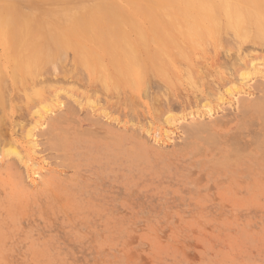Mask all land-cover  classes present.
<instances>
[{
    "label": "rangeland",
    "instance_id": "374dc122",
    "mask_svg": "<svg viewBox=\"0 0 264 264\" xmlns=\"http://www.w3.org/2000/svg\"><path fill=\"white\" fill-rule=\"evenodd\" d=\"M127 1L0 0V32L8 45L0 33L1 60L25 29L33 32L29 45L39 34L37 45L45 35L59 34L67 47L57 39L60 52L50 43L54 54L45 53L51 52L52 62L36 80L38 93L32 92L38 82H18L15 89L10 79L6 83L9 99L0 103V264H264V40L250 44L248 38L243 45L221 19L222 31H210V45L197 44L177 6L184 0H139L141 9ZM74 10L80 12L75 16ZM27 14L41 22L38 30L25 27ZM126 32L141 46L139 85L109 64L108 43ZM78 50L92 56L94 68L79 65ZM160 50L165 72L157 68L154 51ZM102 63L107 80L96 71Z\"/></svg>",
    "mask_w": 264,
    "mask_h": 264
},
{
    "label": "bare ground",
    "instance_id": "6f19581e",
    "mask_svg": "<svg viewBox=\"0 0 264 264\" xmlns=\"http://www.w3.org/2000/svg\"><path fill=\"white\" fill-rule=\"evenodd\" d=\"M124 1V0H123ZM125 1H127V0H125ZM172 1V0H171ZM170 1V2H171ZM178 1H180V0H178ZM183 1V0H182ZM108 2V1H107ZM116 2H117V0H116ZM144 2H146V1H144ZM175 2H177V0H175ZM184 3H180V2H178L177 3V6H178V8H179V10L181 11V12H184V16H185V18H186V20H187V23H188V25L190 26V31L191 30H193L194 31V33L196 34V35H194V41H196V43L198 44V42L199 41H203L204 42V40H206V41H208V43H209V39H212V36L213 35H211V32L210 31H213L214 32V34L220 29L221 30V28H222V26L220 25L221 23H220V21H221V19H224L225 21V23H226V26H227V28L228 27H232L231 29H233L234 31H235V33L237 34V36L239 37V38H241V40L242 39H244L243 40V45L245 44L244 42L246 41V43H249L248 41H250V40H248L247 41V39L248 38H252V40L253 39H256L257 40V38H258V41L259 40H261V41H263L264 40V0H184L183 1ZM120 3H122L123 4V6L125 7V2L123 3L122 1L120 2ZM119 3V4H120ZM132 3H135V4H137V8H139V9H141L142 7H141V3H140V1L139 0H132ZM149 3V2H148ZM152 3V2H151ZM150 3V4H151ZM154 3V2H153ZM158 3V2H157ZM168 3V2H167ZM116 4V3H115ZM114 4V5H115ZM121 4V5H122ZM126 4H128V1H127V3ZM130 4H131V2H130ZM176 4V3H175ZM94 5H98V4H94ZM121 5H120V7H121ZM132 5H134V4H132ZM129 6V5H128ZM128 6L126 5V7H127V9H128ZM136 6V5H135ZM151 6H152V4H151ZM176 6V5H175ZM22 7V6H21ZM97 7V6H96ZM101 7V6H100ZM107 7V6H106ZM111 8H112V5L110 6ZM110 7H109V9H110ZM145 7L147 8V6L145 5ZM150 7V6H149ZM154 7V6H153ZM93 8H95L94 6H93ZM102 8V7H101ZM132 8V7H131ZM156 8V7H155ZM11 9V8H10ZM115 9V8H114ZM113 9V10H114ZM145 9V8H144ZM150 9H152V8H150ZM157 9H158V6H157V8H156V12H159V11H157ZM164 9V8H163ZM7 10V9H6ZM40 10V9H39ZM119 10V9H118ZM125 10H126V8H125ZM131 10V9H130ZM173 11H174V9H172ZM25 11V10H24ZM30 11V10H29ZM34 11V10H33ZM35 11H37V10H35ZM50 11V10H49ZM73 11V10H72ZM115 11V10H114ZM121 11V10H120ZM155 11V10H154ZM153 11V13H155ZM162 11V10H161ZM31 12V11H30ZM77 13H79L80 12V10H79V12L78 11H76ZM76 12H75V10H74V15L76 14ZM107 12V11H106ZM122 12V11H121ZM124 12H126V11H124ZM143 12V11H142ZM141 12V13H142ZM170 12V11H169ZM175 12V11H174ZM90 13H91V11H90ZM94 13L96 14V12H95V10H94ZM130 13L132 14V12L130 11ZM147 13V12H146ZM145 13V14H146ZM52 14V13H51ZM50 14V15H51ZM56 14V13H55ZM84 14V13H83ZM122 14V13H121ZM133 14H134V12H133ZM152 14V13H151ZM151 14H150V16H151ZM156 14L157 13H155V16H156ZM159 14V13H158ZM163 14V13H162ZM168 14V13H167ZM171 14V13H170ZM181 14H183V13H181ZM23 16H25L24 14H22ZM34 15V14H33ZM38 15V14H37ZM148 15H149V12H148ZM160 15V14H159ZM169 15V14H168ZM8 16V15H7ZM22 16V17H23ZM27 16H28V14L26 15V17H24V18H27ZM32 16V15H31ZM76 16V15H75ZM107 16V15H106ZM128 16V15H127ZM133 16V15H132ZM170 16V15H169ZM183 16V15H182ZM28 17H30V15L28 16ZM34 17V16H33ZM39 17V16H38ZM44 17H46L45 15H43V19H44ZM59 17H61V16H59ZM74 17V16H73ZM73 17H72V19H73ZM113 17V16H112ZM115 17V16H114ZM126 17V16H125ZM130 17V16H129ZM134 17V16H133ZM132 17V19L133 20H137V18H133ZM147 17V16H146ZM149 17V16H148ZM161 17H163V15H161ZM176 17H177V15H176ZM1 18V17H0ZM48 18V17H47ZM69 18V17H68ZM91 18V17H90ZM111 18V17H110ZM150 18V17H149ZM159 18V20L161 19V21H162V19H164L165 18V16H164V18H160V17H158ZM158 18H157V20H158ZM170 18V17H169ZM169 18H168V20H167V22L169 21ZM23 19V18H22ZM28 19V18H27ZM30 19H32V18H30ZM30 19H28V20H26L25 19V27H34V29H36L37 28V30H38V27L39 26H41V22L39 23L38 21H36V20H34V19H32V23L31 22H29V21H31ZM39 19V18H38ZM57 19V18H56ZM75 19V18H74ZM113 19V18H112ZM127 19H128V17H127ZM151 19H153V17L151 18ZM172 19V18H171ZM178 19H180V18H178ZM183 19V18H182ZM181 19V20H182ZM24 20V19H23ZM40 20V19H39ZM50 20H52V19H50ZM57 20H60V19H57ZM96 20V19H95ZM103 20V19H102ZM117 20V19H116ZM141 20V19H140ZM148 20V19H147ZM165 20V19H164ZM53 21V20H52ZM61 21H63V19L61 20ZM66 21V20H65ZM84 21V24H86V27H88V26H90V27H92V25H93V21L91 20V19H84L83 20ZM97 21V20H96ZM100 21V20H99ZM104 21V20H103ZM107 21V20H106ZM128 21V20H127ZM153 21H154V19H153ZM166 21V20H165ZM176 21V20H175ZM60 22V21H59ZM69 22V21H68ZM70 22H71V19H70ZM101 22V21H100ZM136 22V21H135ZM142 22V21H141ZM149 22V21H148ZM160 22V21H159ZM158 22V23H159ZM171 22V21H170ZM224 22H222V23H224ZM13 23V22H12ZM28 24V26H26L27 24ZM31 23V24H30ZM54 23V21L52 22V24ZM62 23V22H61ZM169 23V22H168ZM33 24V25H32ZM43 24V23H42ZM44 24H46L45 23V21H44ZM48 24H50V23H48ZM55 24V23H54ZM53 24V25H54ZM58 24V23H57ZM57 24H55V26H57ZM71 24V23H70ZM131 24V23H130ZM141 24V23H140ZM140 24H138V26H143V23H142V25H140ZM145 24V23H144ZM156 24V23H155ZM163 24V23H162ZM161 24V25H162ZM182 24V23H181ZM29 25H31V26H29ZM51 25V24H50ZM58 25H60V24H58ZM81 25V24H80ZM120 25V24H119ZM177 25V24H176ZM121 26V25H120ZM132 26H134V25H132ZM148 26V25H147ZM154 26V24L152 25V27ZM160 26V25H159ZM158 26V27H159ZM164 26H165V24H164ZM178 26V25H177ZM203 26H209V27H203ZM1 27V26H0ZM47 27V26H46ZM49 27H53L52 25L51 26H49ZM48 27V28H49ZM59 27V26H58ZM83 27V26H82ZM100 27H102V26H100ZM145 27V26H144ZM150 27V26H149ZM149 27H147V28H149ZM151 27V28H152ZM161 27H163V26H161ZM166 27V29H167V27L168 26H165ZM181 27V26H180ZM187 27V26H186ZM186 27H184L183 26V28H184V30H185V28ZM221 27V28H220ZM5 29H6V27H4ZM12 28V27H11ZM43 27H41L40 29H42ZM60 28V27H59ZM140 28V27H139ZM146 28V27H145ZM155 28V27H154ZM153 28V29H154ZM1 29V28H0ZM4 29V30H5ZM44 29V28H43ZM47 29V28H46ZM50 29V28H49ZM49 29H47V33L49 32L48 30ZM75 29V28H74ZM87 29H89V28H87ZM130 29V28H129ZM137 29V31L136 32H140V31H138V28H136ZM172 29V28H171ZM180 29V28H179ZM208 29V30H207ZM84 30V29H83ZM90 30V29H89ZM93 30V29H92ZM121 30V32H122V28L120 29ZM150 30V29H149ZM158 29L156 28V30L155 31H157ZM160 30V29H159ZM162 30H164V28H162ZM173 30V29H172ZM183 30V31H184ZM204 30H206L207 31V33L209 34V35H206L205 34V31ZM1 31V30H0ZM10 31H13V30H9V32ZM16 31V30H15ZM18 31V30H17ZM23 31V30H22ZM25 32H23L21 35H20V37H18L17 38V42H16V44L11 48L12 50H13V53L11 54V55H9V54H7L8 55V57L6 58V59H4V61L3 60H1L0 59V103L1 104H3L4 105V102H5V100L6 99H9V97L8 98H6V96H5V100H4V90H5V88L7 89V88H10V87H8L7 85H6V83H8L7 82V80H11V85H12V89H15V87L17 86V84H19L20 85V83H18V82H24V83H26V84H29V83H32V85H33V83L34 82H36V80H37V78L40 76V78H43V76H41V74H42V72L44 71L43 70V67H44V65H46V64H48L50 61L52 62V58L50 57V53L52 52L51 50V48H54L53 47V45H51L50 43L52 42V40H53V42L52 43H54V41H55V44H57V46L59 45L58 43H56L58 40L57 39H60L61 37H64V36H62L61 35V37H58V36H60L57 32H55V33H57L58 34V38L56 37L55 39L54 38H52L53 37V34H52V36H50L49 34V38L51 39H47L49 42L48 43H44V40H45V36H44V34H42L43 36V40H41V42L43 41V44H41V45H37V43H39L38 41H39V36L41 37V35L39 34L38 36H36L35 37V39H37L36 40V42L37 43H34V44H32V45H29L30 44V42H31V39H32V35H33V32H27V30L25 29L24 30ZM34 32H35V30H33ZM53 31H54V29H53ZM91 31V30H90ZM123 31H124V29H123ZM128 31V30H127ZM145 31H147V30H145ZM152 31V30H151ZM154 31V30H153ZM152 31V32H153ZM166 31H169V30H166ZM186 31V30H185ZM222 31V30H221ZM233 31V32H234ZM21 32V31H20ZM38 32V31H37ZM42 32H44V30H42ZM80 32V31H79ZM149 32V31H148ZM165 32V31H164ZM170 32H171V30H170ZM176 32V31H175ZM182 32V31H181ZM227 32V31H226ZM230 32V31H229ZM1 33V39H3L4 38V40H5V45L7 44V41H6V37H4L3 36V34L5 35L6 34V32H0ZM105 33V32H104ZM129 33V32H128ZM134 33V32H133ZM158 33V32H157ZM162 33V32H161ZM186 33V32H185ZM185 33L183 34V36L185 35ZM255 34L254 35V38L253 37H251L252 36V34ZM81 34V33H80ZM86 34V33H85ZM106 34V33H105ZM139 34V33H138ZM144 33H142V32H140V41L143 43V44H146V43H144V35H143ZM148 34V33H147ZM167 34H168V32H167ZM193 34V33H192ZM205 34V35H204ZM217 34V33H216ZM15 35V34H14ZM87 35V34H86ZM154 35V34H153ZM165 35H166V32H165ZM171 35V34H170ZM169 35V36H170ZM3 36V37H2ZM6 36V35H5ZM31 36V37H30ZM76 36V35H75ZM74 36V37H75ZM102 36V35H101ZM103 36H105V35H103ZM102 36V37H103ZM112 36V35H111ZM155 36V35H154ZM153 36V38H155ZM159 36V35H158ZM164 36V35H163ZM173 36V35H172ZM176 36V35H175ZM177 36H179V34L177 35ZM176 36V37H177ZM193 36V35H192ZM234 36V35H233ZM38 37V38H37ZM47 37V36H46ZM84 37V36H83ZM95 37H98V35H96ZM101 37V38H102ZM107 37V36H106ZM133 37V36H132ZM131 37V35H130V37H129V35L127 34V32L126 33H121L119 36H117V37H115V38H113L112 37V39H111V41L108 43L107 41V43H108V54H109V58H110V60H109V64H110V66L113 68V69H115V71H116V73H118L119 75H123V76H125V79L127 80V83L129 82L130 84H132V85H134V84H137L138 83V85H139V83L141 82L140 81V79L142 80V75L144 76V74H142L143 73V68H142V66H143V64H141V60H140V58H139V49L141 48V46H140V48H139V42L138 43H136L133 39H131L132 38ZM149 37V36H148ZM137 38H139L138 36H137ZM167 38V37H166ZM178 38V37H177ZM259 38H261V39H259ZM165 39V38H164ZM174 39H175V37H174ZM219 35L217 36V40H218V43L217 44H219ZM246 39V40H245ZM47 40H45V42H47ZM62 40V41H61ZM63 40H65L64 38L63 39H60V41L61 42H64ZM150 40V39H149ZM158 40V39H157ZM161 40V39H160ZM188 40V39H187ZM3 40H1V42H2ZM25 41H26V43L27 44H25ZM59 41V42H60ZM87 41V40H86ZM85 41V42H86ZM154 40H150V42H153ZM189 41V40H188ZM191 41H192V37H191ZM198 41V42H197ZM214 41V40H213ZM258 41H255V40H253V41H251L250 42V44L253 42V44H254V42L256 43V42H258ZM65 42H66V40H65ZM65 42L64 43H62V46L65 44ZM154 42H156V41H154ZM158 42V41H157ZM161 42V41H160ZM171 42V41H170ZM175 42H177L176 41V39H175ZM174 42V43H175ZM190 42V41H189ZM236 42V41H235ZM106 43V44H107ZM141 43V44H142ZM172 43V42H171ZM207 43V42H206ZM213 43H215V42H213ZM263 43H264V41H263ZM49 44H50V46H49ZM89 44V43H88ZM104 44V43H103ZM106 44H104V45H106ZM176 44H178V43H176ZM192 44V43H191ZM204 44V43H203ZM252 44V45H253ZM259 44H260V41H259ZM11 45H12V43H11ZM66 45V44H65ZM75 45V44H74ZM156 45V44H155ZM170 45V44H169ZM199 45H201V44H199ZM198 45V46H199ZM209 45H210V43H209ZM215 45V44H214ZM232 45V44H231ZM260 45H262V44H260ZM8 45H6V47H7ZM52 46V47H51ZM57 46H56V49H57ZM60 46H61V44H60ZM153 46V45H152ZM193 46V45H192ZM238 46H239V44H238ZM1 47V46H0ZM66 46H63V48H65ZM76 47V46H75ZM74 47V48H75ZM104 47V46H103ZM155 47V46H154ZM163 47V46H162ZM169 47V46H168ZM175 47H177L176 45H175ZM58 48H59V46H58ZM67 48V47H66ZM149 48V47H148ZM156 48H157V46H156ZM178 48V47H177ZM208 48H209V46H208ZM207 48V49H208ZM219 48H220V46H219ZM229 48H231V47H229ZM238 48V47H237ZM2 49V48H1ZM61 48H59V50H60ZM223 49V48H222ZM67 50V49H66ZM157 50H158V48H157ZM183 51V49H179L178 48V50H176V53L177 54H179L180 53V51ZM49 51H51L50 53H48V54H45V53H47V52H49ZM74 51V50H73ZM79 51V50H78ZM151 51V50H150ZM168 51V50H167ZM174 51V50H173ZM172 51V52H173ZM181 51V52H182ZM60 52H63L62 51V49L60 50ZM65 52V51H64ZM75 52V51H74ZM155 53V55L158 57V65H157V68H158V70L159 71H161L162 70V66L164 65L163 64V62H160V56H161V50H160V52H157V51H154ZM227 52V51H226ZM67 53H68V51H67ZM79 60H80V62L78 61V63H79V65H81L82 64V67H93V66H91L92 65V63H93V59H92V56H90V54H88V55H85L83 52H80L79 51ZM92 53V52H91ZM97 53V52H96ZM96 53H95V56H97L96 55ZM151 53H152V51H151ZM163 53H165V52H163ZM184 53H186L185 51H184ZM208 53V52H207ZM42 54L45 56H43V58H41V56H42ZM52 54H54L53 52H52ZM52 54H51V56H52ZM60 54V53H59ZM58 54V55H59ZM100 54V53H99ZM148 54V53H147ZM146 54V55H147ZM153 54V53H152ZM175 54V53H174ZM176 54V55H177ZM182 54H183V52H182ZM230 54V53H229ZM3 55V54H2ZM48 55H49V57H48ZM61 55H63V54H61ZM60 55V56H61ZM67 55V54H66ZM65 55V56H66ZM101 55V54H100ZM150 54H148V56H149ZM163 55V54H162ZM181 55V53L179 54V56ZM187 54H185L184 56L188 59V57L186 56ZM48 58H47V57ZM56 56V55H55ZM54 56V57H55ZM94 56V55H93ZM103 56V55H102ZM155 56V57H156ZM182 56V55H181ZM219 56V55H218ZM4 57V56H3ZM62 57V56H61ZM67 57H69V56H67ZM104 57V56H103ZM152 57V56H151ZM151 57H150V59L149 60H151ZM184 57V58H185ZM189 57H190V55H189ZM66 58V57H65ZM203 58V57H202ZM61 59H63V58H61ZM76 59V58H75ZM97 59V58H96ZM104 59V58H103ZM153 59V58H152ZM180 59V58H179ZM182 59V58H181ZM180 59V60H181ZM186 59V60H187ZM228 59V58H227ZM57 60H59V56H58V59ZM65 60V59H64ZM108 60H107V62H108ZM226 60V59H225ZM175 61V60H174ZM232 61V60H231ZM50 62V63H51ZM67 62V61H66ZM70 62V61H69ZM68 62V63H69ZM77 62V61H76ZM75 61H74V63H76ZM94 62H96L95 60H94ZM152 62V61H151ZM153 62H154V60H153ZM213 62V61H212ZM222 62H224V61H222ZM235 62V61H234ZM54 63V62H53ZM64 63V62H63ZM97 63V62H96ZM145 63V62H144ZM163 64V65H162ZM192 64V63H191ZM55 65V64H54ZM72 65V64H71ZM98 65V64H97ZM146 65V64H145ZM169 65V64H168ZM193 65V64H192ZM62 66H64V65H62ZM68 66V65H67ZM73 66H75V65H73ZM147 66V65H146ZM166 66V65H165ZM52 67V66H51ZM70 67V66H69ZM77 67V69H78V66H76ZM87 67H86V70H87ZM183 67H185V69H186V66H183ZM182 67V68H183ZM11 68H12V70H11ZM66 68V67H65ZM72 68V67H71ZM73 68H75V67H73ZM79 68H80V66H79ZM94 68V67H93ZM107 67L102 63V64H100V66H97L96 67V71H97V74L99 75L98 77L99 78H104V79H109V77H108V75H107V69H106ZM164 68H166V67H164ZM198 68V67H197ZM226 68V67H225ZM49 69V68H48ZM53 69H55L54 67H53ZM63 69V68H62ZM69 69V68H68ZM80 69H83V68H80ZM80 69H78V71L80 70ZM111 69V68H110ZM112 69V70H113ZM156 69V68H155ZM184 69V70H185ZM46 70V69H45ZM74 70V69H73ZM84 70V69H83ZM147 70V69H146ZM157 70V72H159ZM183 70V69H182ZM188 70V69H187ZM201 70V69H200ZM50 71V70H49ZM95 70H93L92 72H94ZM115 71H113V72H115ZM162 71H164L165 72V70H162ZM193 71L195 72V70L193 69ZM47 72V71H46ZM55 72V71H54ZM69 72V71H68ZM73 72V71H72ZM71 72V73H72ZM75 72V71H74ZM81 72V71H80ZM91 72V71H90ZM89 72V73H90ZM153 72V71H152ZM187 72V71H186ZM189 72H190V70H189ZM193 72V73H194ZM197 72V71H196ZM202 72V71H201ZM200 72V73H201ZM161 73H163V72H161ZM170 73H171V71H170ZM188 73V72H187ZM199 73V72H198ZM203 73V72H202ZM113 74V73H112ZM152 74V73H151ZM165 74V73H164ZM62 75V74H61ZM65 75H66V73H65ZM67 75H69V74H67ZM77 75V74H76ZM94 75V74H93ZM116 75V74H115ZM150 75V74H149ZM177 75V74H176ZM81 76H84V75H81ZM186 76V75H185ZM188 76H191V78H193L192 76L193 75H191L190 73H188ZM188 76H187V78H188ZM195 76H197L196 74H195ZM65 77V76H64ZM70 77H71V75H70ZM95 77V76H94ZM40 78H38V79H40ZM55 78V77H54ZM111 78V77H110ZM123 78V77H122ZM170 78V77H169ZM58 79V78H57ZM70 79V78H69ZM74 79V78H73ZM98 79V78H97ZM177 79V78H176ZM188 79H190V78H188ZM9 80V81H10ZM44 80H46V79H44ZM60 80V79H59ZM118 80V79H117ZM178 80V79H177ZM191 80V79H190ZM195 80V79H194ZM42 81H43V79H42ZM56 81V80H55ZM77 81H80L79 79L77 80ZM94 81V80H93ZM102 81V80H101ZM100 81V82H101ZM191 81H193V80H191ZM38 82V81H37ZM36 82V83H37ZM46 82H48V81H46ZM63 82V81H62ZM83 82V81H82ZM87 82V81H86ZM102 82H105V81H102ZM116 82V81H115ZM41 83H44V82H41ZM49 83V82H48ZM56 83H58V82H56ZM73 83V82H72ZM95 83V82H94ZM172 83H174V82H172ZM182 83V82H181ZM188 83V82H187ZM192 83V82H191ZM38 85H36V88L34 87V86H31L33 89H32V92L33 93H35V92H37V88H39L38 86H40L39 84V82L37 83ZM45 84V83H44ZM116 84H117V82H116ZM188 84H190V83H188ZM197 84V83H196ZM42 86H41V89H42V87H43V84H41ZM73 85V84H72ZM7 86V87H6ZM20 86H22V85H20ZM30 86V85H29ZM46 86V85H45ZM49 86H51V85H49ZM63 86H65V85H63ZM78 86V85H77ZM81 86V85H80ZM85 86V85H84ZM92 86V85H91ZM103 86H104V84H103ZM117 86V85H116ZM174 86V85H173ZM190 86V85H189ZM197 86V85H196ZM260 86V85H259ZM31 87H29V88H27V90H29V89H31ZM55 87H56V85H55ZM74 87V86H73ZM106 87H107V85H106ZM106 87H104L105 88V90H106ZM23 88H24V86H23ZM44 88V87H43ZM46 88V87H45ZM47 88H48V85H47ZM63 88V87H62ZM96 88V87H95ZM108 88V87H107ZM255 88V87H254ZM25 89H26V87H25ZM54 89V88H53ZM91 89V88H90ZM114 89V88H113ZM121 89V88H120ZM196 89V88H195ZM199 89V88H198ZM260 89H263L262 87L260 88ZM36 90V91H35ZM44 90V89H43ZM69 90V89H68ZM71 90V89H70ZM146 90V89H145ZM11 91V90H10ZM7 92V93H11V92ZM18 91V90H17ZM30 91V90H29ZM41 91V90H40ZM50 91V90H49ZM62 91V90H61ZM73 91V90H72ZM94 91V90H93ZM114 91H115V89H114ZM117 91H119V90H117L116 89V92ZM197 91V90H196ZM23 92H25V91H23ZM70 92V91H69ZM76 92H78V91H76ZM80 92V91H79ZM95 92V91H94ZM102 92V91H101ZM21 93V92H20ZM28 93V92H27ZM33 93H31V94H33ZM38 93V92H37ZM53 93V92H52ZM54 93H56V90H55V92ZM67 93V92H66ZM119 93V92H118ZM111 94V93H110ZM8 95V94H7ZM27 95V94H26ZM50 95V94H49ZM54 95V94H53ZM83 95V94H82ZM260 95V94H259ZM264 96V95H263ZM27 98H29L28 96H26ZM54 97V96H53ZM52 97V98H53ZM97 97V96H96ZM111 97V96H110ZM120 97V96H119ZM259 97V96H258ZM257 97V98H258ZM11 98V97H10ZM78 98V97H77ZM254 98H256V96L254 97ZM260 98V97H259ZM13 99V98H12ZM32 99V98H31ZM42 99V98H41ZM61 99V98H60ZM88 99H89V96H88ZM116 100H117V98H116ZM121 100V99H120ZM252 100V105L254 104V103H256V105H257V101H259L258 99L256 100V102H254L253 101V99H251ZM263 100H264V98H263ZM262 100V101H263ZM7 101V100H6ZM13 101V100H12ZM32 101H34V100H32ZM43 101V100H42ZM69 101V100H68ZM90 101V100H89ZM89 101H87V102H89ZM37 102V101H36ZM72 102V101H71ZM86 102V103H87ZM95 102V101H94ZM93 102V103H94ZM128 102V101H127ZM40 103V102H39ZM92 103V104H93ZM260 103V102H259ZM66 104H69V103H66ZM65 104V105H66ZM97 104V103H96ZM261 104V103H260ZM73 105V103H71V106ZM128 105H129V103H128ZM249 105H250V107H251V101H250V103H249ZM249 105H247V106H249ZM255 105V104H254ZM253 105V106H254ZM74 106V105H73ZM72 106V107H73ZM5 107H6V105H5ZM69 107H70V105H69ZM94 107V106H93ZM246 107V106H245ZM75 108V107H74ZM261 108H262V106H261ZM69 109V108H68ZM67 109V110H68ZM239 109V108H238ZM242 109V108H241ZM244 109V108H243ZM248 109V108H247ZM258 109H260V108H258ZM70 110V109H69ZM68 110V111H69ZM74 110H76V109H74ZM253 110V109H252ZM264 109H262V111H263ZM6 111V110H5ZM256 111V110H255ZM254 111V112H255ZM262 111H259V112H262ZM38 112V111H37ZM40 112V111H39ZM250 112V111H249ZM72 113V112H71ZM77 113V112H76ZM242 113V112H241ZM61 114H63V113H61ZM264 114V113H263ZM66 115V114H65ZM57 116V115H56ZM56 116H54V118L56 117ZM260 116V115H259ZM263 116V115H262ZM2 117V116H1ZM63 117V116H62ZM264 117V116H263ZM50 118H51V115H50ZM50 118H49V120H50ZM53 118V119H54ZM5 119V118H4ZM52 119V118H51ZM65 119V118H64ZM264 119V118H263ZM56 120V119H55ZM69 120V119H68ZM72 120V119H71ZM217 120H219V119H217ZM58 121H59V119H58ZM73 121H75V120H73ZM96 121V120H95ZM50 122V121H49ZM76 122V121H75ZM248 122V121H247ZM199 123H201V122H199ZM264 123V122H263ZM2 124H4V123H2ZM67 124V123H66ZM50 125V127H52L53 128V126H51V123L49 124ZM97 126V125H96ZM199 126H200V124H199ZM204 126V125H203ZM60 127V126H59ZM62 127V126H61ZM188 127V126H187ZM202 127V126H201ZM58 128V127H57ZM78 128V127H77ZM193 128V127H192ZM204 128V127H203ZM201 129V128H200ZM55 130V129H54ZM84 130V129H83ZM94 130V129H93ZM198 130V129H197ZM63 131V130H62ZM95 131V130H94ZM210 131V130H209ZM42 132V131H41ZM48 132V131H47ZM84 132V131H83ZM97 132V131H96ZM188 132V131H187ZM194 132V131H193ZM55 133V132H54ZM80 133V132H79ZM87 133V132H86ZM200 133V132H199ZM212 133V132H211ZM49 134H51V133H49ZM48 134V135H49ZM96 134V133H95ZM53 135V137L54 138H52V139H57V137L56 136H54V135H56V134H52ZM58 135V134H57ZM199 135V134H198ZM261 135V134H260ZM70 136V135H69ZM216 136V135H215ZM257 136V135H256ZM259 136V135H258ZM46 137H47V135H46ZM49 137V136H48ZM47 137V138H48ZM51 138V137H50ZM60 138V137H59ZM66 138V137H65ZM70 138V137H69ZM258 138H260V137H258ZM49 139V138H48ZM52 139L50 140V141H52ZM56 139H55V141H56ZM67 139V138H66ZM77 139V138H76ZM93 139V138H92ZM70 140V139H69ZM215 140V139H214ZM239 140V139H238ZM58 141V140H57ZM213 141V140H212ZM54 142V141H53ZM242 142V141H241ZM55 144L53 145V146H58V144H57V142H54ZM72 143V142H71ZM239 143V142H238ZM50 144V143H49ZM233 144V143H232ZM10 145H12V144H10ZM49 146V145H48ZM61 145H59V147H60ZM51 147V146H50ZM264 147V146H263ZM53 148H55V147H53ZM62 148H65V147H62ZM60 149V148H59ZM56 150V149H55ZM233 150H236V149H233ZM9 151V150H8ZM263 151V150H262ZM22 152V151H21ZM243 152V151H242ZM240 153V152H239ZM68 155V154H67ZM238 155H240V154H238ZM66 156V155H65ZM59 158V157H58ZM234 163V162H233ZM60 166V165H59ZM64 166V165H63Z\"/></svg>",
    "mask_w": 264,
    "mask_h": 264
}]
</instances>
